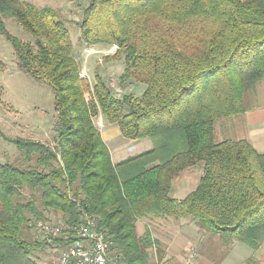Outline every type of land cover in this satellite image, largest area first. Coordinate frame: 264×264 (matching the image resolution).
<instances>
[{
	"label": "trees",
	"instance_id": "1",
	"mask_svg": "<svg viewBox=\"0 0 264 264\" xmlns=\"http://www.w3.org/2000/svg\"><path fill=\"white\" fill-rule=\"evenodd\" d=\"M87 1L80 43L116 46L115 58L124 63L120 82L145 90L117 99L97 77L87 103L90 90L57 12L0 0V34L21 70L51 88L57 115L54 147L4 139L19 159L0 162V264H38L34 254L49 248L30 235L29 225L48 222L37 202L45 213L61 215L63 223L51 224L65 225L68 238L93 219L122 264H148L154 241L137 235L142 217L190 218L200 229L257 249L264 242V155L245 140L216 141L215 130L219 121L257 107L264 0ZM7 18L33 42L10 37ZM98 113L124 139H150L152 149L113 165L93 124ZM197 164L196 189L181 201L171 198L174 175ZM23 189L39 201H23Z\"/></svg>",
	"mask_w": 264,
	"mask_h": 264
},
{
	"label": "rangeland",
	"instance_id": "2",
	"mask_svg": "<svg viewBox=\"0 0 264 264\" xmlns=\"http://www.w3.org/2000/svg\"><path fill=\"white\" fill-rule=\"evenodd\" d=\"M19 1L37 8L47 7L57 12L59 20L63 22L69 31L74 48V56L79 65L80 75L86 80L88 89L90 90L89 94H85L87 103L92 99L91 94L97 77L109 87L112 95L117 99H121L126 95H132L134 97H140L142 95L145 90L144 85L133 81L120 82V77L124 70V63L122 59L115 58L116 46L104 44L84 46L80 43L79 23L82 21V15L88 2L87 0ZM4 24L10 37L18 39L21 43L33 42L32 38L25 34L13 19H5ZM263 83L261 82L259 84L254 101L252 98L253 106L264 104ZM56 118L57 115L54 111V100L51 88L46 83L37 81L21 70L11 44L0 34V135L2 136L0 138V162L13 163L19 159V153L15 150L14 146L4 139H29L54 147L55 133L53 128ZM93 124L100 133L101 138L104 137L105 127L111 126L114 129L116 128L111 134L114 136L119 133V140L123 141L114 145V147L118 148H115V150L122 151V158H124L122 161L147 152V142L151 144V149L153 147L150 139L136 141L124 139L120 134L119 128L116 125L107 124L99 113L93 118ZM103 143L105 144L104 141ZM113 159L116 160V157ZM199 167L198 164L193 166L194 170L199 169ZM177 174L174 175L173 179ZM22 194L23 201L32 198H34L35 202L39 201L38 194H33L28 189H23ZM37 205L39 211H42L43 217L48 223H63L61 215L47 214L42 210L38 202ZM32 222L34 223V221ZM35 222H43V220ZM34 224L29 225L31 229L30 235L35 241L41 242L42 238L38 235V231H36L37 234L35 233L36 229ZM61 226L64 227L65 225L61 224ZM57 250L59 251V249ZM58 251H53L49 247L43 253H35L34 257L38 264H58Z\"/></svg>",
	"mask_w": 264,
	"mask_h": 264
},
{
	"label": "crops",
	"instance_id": "3",
	"mask_svg": "<svg viewBox=\"0 0 264 264\" xmlns=\"http://www.w3.org/2000/svg\"><path fill=\"white\" fill-rule=\"evenodd\" d=\"M115 129L105 127L102 137L113 165L124 159L122 151L114 147L123 142L119 140V133L111 134ZM215 137L216 141L245 140L257 153L264 155V104L242 116L219 121ZM146 149H151L148 142ZM201 176V166L197 170L190 167L180 172L171 183L170 196L178 201L183 200L196 189ZM136 232L140 237L148 234L154 241L149 250V264H264V242L257 249L241 242H229L220 234L200 229L190 218L180 221L142 218L136 223ZM192 252L193 258L189 259Z\"/></svg>",
	"mask_w": 264,
	"mask_h": 264
},
{
	"label": "built area",
	"instance_id": "4",
	"mask_svg": "<svg viewBox=\"0 0 264 264\" xmlns=\"http://www.w3.org/2000/svg\"><path fill=\"white\" fill-rule=\"evenodd\" d=\"M35 226L48 247L56 252L59 249L58 264H122L115 244L104 231L96 227L93 219H85L70 238L64 235L62 226L48 222H38ZM60 238L64 239L61 246L57 245V239ZM193 255L192 252L189 259Z\"/></svg>",
	"mask_w": 264,
	"mask_h": 264
}]
</instances>
